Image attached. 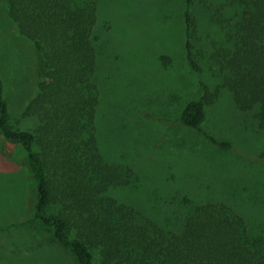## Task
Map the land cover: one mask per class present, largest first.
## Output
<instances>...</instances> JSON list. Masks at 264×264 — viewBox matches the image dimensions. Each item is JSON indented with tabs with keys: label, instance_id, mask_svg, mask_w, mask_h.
Returning <instances> with one entry per match:
<instances>
[{
	"label": "trees",
	"instance_id": "1",
	"mask_svg": "<svg viewBox=\"0 0 264 264\" xmlns=\"http://www.w3.org/2000/svg\"><path fill=\"white\" fill-rule=\"evenodd\" d=\"M102 1L3 0L7 17L36 52L35 93L21 110L22 117L33 118V128L11 124L0 78V135L24 150L34 181L27 221L42 225L47 239L75 264H264V220L253 213L257 209L241 214L224 199L195 203L184 197L178 224L168 227L147 209L149 214L110 194L129 176L127 167L104 160L97 142ZM196 1L183 0L184 50L199 71L193 51L200 22L193 6L201 12L205 5ZM221 9L226 38L208 55L209 65L219 87L230 91L240 110H254L264 128V0H225ZM217 94L218 88L201 84L179 124L224 151L232 144L201 127ZM259 160L264 164V153Z\"/></svg>",
	"mask_w": 264,
	"mask_h": 264
},
{
	"label": "rangeland",
	"instance_id": "2",
	"mask_svg": "<svg viewBox=\"0 0 264 264\" xmlns=\"http://www.w3.org/2000/svg\"><path fill=\"white\" fill-rule=\"evenodd\" d=\"M224 1L195 2L208 7L212 19L205 6L201 12L193 6L200 22L193 51L199 71L190 67L184 50L183 0H103L99 5L97 142L104 160L127 167L129 176L127 185L109 192L119 202L148 210L164 226L178 224L176 209L184 197L195 203L224 199L241 214L259 210L253 213L264 220L259 160L264 128L254 110H240L230 91L219 87L207 59L226 38L218 15ZM0 78L11 124L33 128V118L22 117L21 110L35 93L36 52L7 17L3 0ZM201 84L218 88L201 127L229 141L230 149H218L179 124L182 108L200 96ZM33 184L24 150L0 135V264H75L62 246L47 239L42 225L27 221Z\"/></svg>",
	"mask_w": 264,
	"mask_h": 264
}]
</instances>
